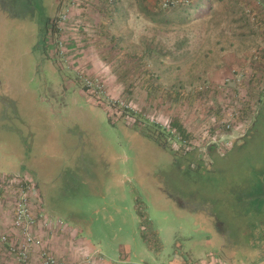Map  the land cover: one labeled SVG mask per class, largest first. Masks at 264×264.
<instances>
[{"label":"rangeland","instance_id":"rangeland-1","mask_svg":"<svg viewBox=\"0 0 264 264\" xmlns=\"http://www.w3.org/2000/svg\"><path fill=\"white\" fill-rule=\"evenodd\" d=\"M192 2L0 0V174L103 263L264 256V0Z\"/></svg>","mask_w":264,"mask_h":264},{"label":"built area","instance_id":"built-area-1","mask_svg":"<svg viewBox=\"0 0 264 264\" xmlns=\"http://www.w3.org/2000/svg\"><path fill=\"white\" fill-rule=\"evenodd\" d=\"M168 6V3L164 4ZM87 91L91 94L99 93L100 82L87 81ZM223 131H219L213 139L205 145L214 147H224L232 138L227 133L233 128L231 120H225ZM176 136V137H175ZM169 142L175 151L189 150L191 143L183 136L174 135L169 138ZM183 148V149H182ZM2 192L11 193L15 200L14 218L12 221L13 234L0 232V249H6L15 258L17 264H91L90 260L84 259L75 263H67L57 258L43 237L38 232L41 229L50 230L60 227V222L56 223L45 214L41 202H37V192L34 185L25 177L18 175L0 174V195ZM1 198V197H0ZM36 199V200H35ZM38 250V262L31 257L33 249Z\"/></svg>","mask_w":264,"mask_h":264},{"label":"crops","instance_id":"crops-1","mask_svg":"<svg viewBox=\"0 0 264 264\" xmlns=\"http://www.w3.org/2000/svg\"><path fill=\"white\" fill-rule=\"evenodd\" d=\"M0 232L13 234L12 229V221L14 218V205L15 200L11 193L2 192L0 195ZM36 200V199H35ZM37 202H41L43 204V197L40 191L37 192V201L34 206H36ZM39 236L43 237L45 242L51 248L53 254L67 262V263H75L79 262L77 259L80 257V260L84 259H98V261H94L91 264H108L103 263L102 259L98 256L94 257L90 254V252L82 248L80 251H76L74 248H70L71 240L77 236V231H67L66 229H62L61 227H57L50 230L41 229L38 232ZM158 238V237H157ZM150 246V245H149ZM151 247V246H150ZM150 251L154 254V258L157 260L156 264H235L229 257H225V255L217 251V253L209 252L206 257H194L191 253V250L182 252L180 255L174 254L167 261L165 259V249L162 245L159 248L153 249L150 248ZM219 252V253H218ZM247 254H251L250 251H246ZM264 254V252H263ZM95 255V254H94ZM100 256V255H99ZM223 256L227 259H223ZM31 257L37 263L38 262V250L37 248L33 249L31 253ZM167 262H164V261ZM98 262V263H96ZM0 264H17L15 258L12 254L8 252L6 249H0ZM141 264H150V262L142 261ZM246 264H264V256L261 257L260 260H252L251 263Z\"/></svg>","mask_w":264,"mask_h":264},{"label":"trees","instance_id":"trees-1","mask_svg":"<svg viewBox=\"0 0 264 264\" xmlns=\"http://www.w3.org/2000/svg\"><path fill=\"white\" fill-rule=\"evenodd\" d=\"M187 1V3H188V5H191L193 2H192V0H186ZM195 8H197V10L200 8L199 6H196ZM188 18L190 17V15L188 14V16H187ZM49 21H50V18L48 19V21L46 22V26H45V29H46V31H47V27L49 26ZM46 36V35H45ZM180 131V133H182V136L184 137V138H186V139H188L189 141H190V143H191V147L192 146H194V144H196V145H200V144H197V142H195V140L193 139V138H191L190 137V135H188V134H186L185 133V130H179ZM155 135L156 136H158V138H161L162 140H161V142H160V145L164 148V149H166V150H169V151H171V152H173V153H175V154H177V155H181V156H188L189 154H191V151H192V149H189V150H185V151H183V150H179V151H175L173 148H172V145H171V143L169 142V138H168V136L164 133V132H162L161 130H159V129H156V131H155ZM189 138H191V139H189ZM204 144L203 145H205V142H203ZM194 147H196V146H194ZM193 147V148H194ZM208 147H210V146H208ZM183 149V148H182ZM211 149H213V147L211 148ZM198 162V161H197ZM194 163L195 164H197V165H195L194 166ZM199 164L198 163H196V162H191V169L193 170V169H196V167L198 166ZM190 166V165H189ZM263 196H264V193H263ZM258 197H260L261 198V196H258ZM139 213V212H138ZM142 214V213H141ZM141 217H142V215H140ZM142 220H143V217H142ZM143 222H144V220H143Z\"/></svg>","mask_w":264,"mask_h":264}]
</instances>
